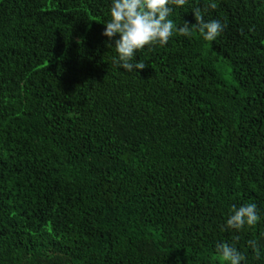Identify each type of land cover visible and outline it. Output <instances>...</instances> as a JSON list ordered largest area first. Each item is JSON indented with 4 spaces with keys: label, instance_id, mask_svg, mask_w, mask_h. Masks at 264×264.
Segmentation results:
<instances>
[{
    "label": "trees",
    "instance_id": "obj_1",
    "mask_svg": "<svg viewBox=\"0 0 264 264\" xmlns=\"http://www.w3.org/2000/svg\"><path fill=\"white\" fill-rule=\"evenodd\" d=\"M108 6L0 0V264H224L218 242L264 264V0H187L174 24L219 36L174 32L136 73ZM249 202L258 224L222 230Z\"/></svg>",
    "mask_w": 264,
    "mask_h": 264
},
{
    "label": "clouds",
    "instance_id": "obj_2",
    "mask_svg": "<svg viewBox=\"0 0 264 264\" xmlns=\"http://www.w3.org/2000/svg\"><path fill=\"white\" fill-rule=\"evenodd\" d=\"M187 0H109L108 19L103 22L102 35L113 43L115 55L111 56L113 66L127 73H136L144 67V61L134 59L141 49L152 46H164L175 32L179 36L189 37L195 29L207 42L216 40L224 25L219 20H205L199 9L192 10L194 23L183 21L174 24L170 18L175 9L182 8ZM214 7V4H210ZM261 217L255 203L230 205L220 225L222 230L240 232L245 227L254 228ZM248 239L246 245L257 255L260 254L259 239ZM239 239L233 235V240ZM215 252L224 264H242L245 257L232 243L218 242Z\"/></svg>",
    "mask_w": 264,
    "mask_h": 264
}]
</instances>
